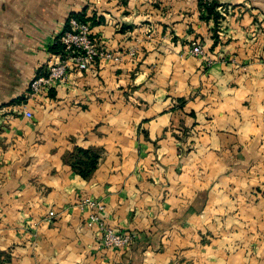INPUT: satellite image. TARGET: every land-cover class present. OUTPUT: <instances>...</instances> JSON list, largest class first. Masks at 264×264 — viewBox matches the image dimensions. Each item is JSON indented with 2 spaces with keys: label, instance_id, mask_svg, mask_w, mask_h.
<instances>
[{
  "label": "crops",
  "instance_id": "crops-1",
  "mask_svg": "<svg viewBox=\"0 0 264 264\" xmlns=\"http://www.w3.org/2000/svg\"><path fill=\"white\" fill-rule=\"evenodd\" d=\"M215 2L0 0L2 264H264V0ZM70 16L120 60L29 97ZM76 147L100 150L88 178Z\"/></svg>",
  "mask_w": 264,
  "mask_h": 264
},
{
  "label": "built area",
  "instance_id": "built-area-1",
  "mask_svg": "<svg viewBox=\"0 0 264 264\" xmlns=\"http://www.w3.org/2000/svg\"><path fill=\"white\" fill-rule=\"evenodd\" d=\"M203 1L210 3L212 0ZM55 44L60 50L50 55L45 70L30 81L27 88L29 97L40 96L46 89L63 83L72 68L80 72L87 70L96 60H120L118 56L100 50L97 41L92 37L88 22L71 16L68 17L64 29L57 36ZM189 52L195 57H206L205 48L200 44L194 45ZM209 63V59H206V64L209 65ZM81 205L90 210L86 224L100 234V243L105 248L124 251L130 247L133 236L107 226L99 214L102 209L100 203L85 199ZM53 214L49 211L48 217L52 218Z\"/></svg>",
  "mask_w": 264,
  "mask_h": 264
},
{
  "label": "trees",
  "instance_id": "trees-1",
  "mask_svg": "<svg viewBox=\"0 0 264 264\" xmlns=\"http://www.w3.org/2000/svg\"><path fill=\"white\" fill-rule=\"evenodd\" d=\"M215 0H212L209 4H202V0H199V5L205 8L208 15L213 14ZM216 17V13L214 14ZM76 18V17H74ZM82 20L80 18H76ZM84 21V20H82ZM100 150L96 148L83 149L76 147L65 157L67 163L70 164L74 172L80 175L82 178H88L93 170L96 168L97 160L99 158ZM2 264V262H0Z\"/></svg>",
  "mask_w": 264,
  "mask_h": 264
}]
</instances>
